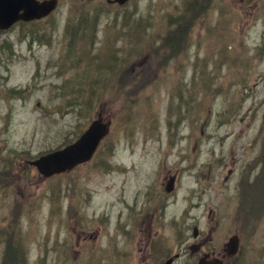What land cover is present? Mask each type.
Segmentation results:
<instances>
[{"label":"rangeland","instance_id":"374dc122","mask_svg":"<svg viewBox=\"0 0 264 264\" xmlns=\"http://www.w3.org/2000/svg\"><path fill=\"white\" fill-rule=\"evenodd\" d=\"M189 1L60 0L0 28V264H139L208 208L210 246L264 262V0ZM96 119L90 161L34 164Z\"/></svg>","mask_w":264,"mask_h":264},{"label":"flooded vegetation","instance_id":"af4514ba","mask_svg":"<svg viewBox=\"0 0 264 264\" xmlns=\"http://www.w3.org/2000/svg\"><path fill=\"white\" fill-rule=\"evenodd\" d=\"M229 157V156H228ZM229 164H238L239 162L232 156L229 157ZM229 177L233 175V171L229 168ZM240 174V169L237 170V174ZM240 189V182L237 184V196L233 195L232 189H225L224 196L219 198L220 201L227 200H237L236 204L241 205L240 198L238 197V191ZM209 190V188H208ZM209 198L207 199V202ZM243 203V201H242ZM191 218L190 225H192L191 232H184L186 224L180 226L175 234V247L174 251L171 253L164 251L157 253V243L154 244L153 239H151V233H147L146 248L144 256L137 262L139 264H165L166 261H171L170 264H240L241 259L244 257L245 253V243L241 242L237 237L233 238L230 244L223 247V244L219 246H210L213 243V237L210 236L209 228H216L219 226V222H214L212 218L209 217V208L205 215V225L203 228L197 226ZM236 216L232 218H227L225 225L236 224ZM240 220H238L239 222ZM196 224V225H194ZM209 226V228H208ZM182 227V228H181ZM206 229V232L203 230ZM190 230V229H189ZM185 233V235H183ZM235 237V236H234ZM238 239V240H237ZM147 250V252H146ZM243 260V259H242ZM257 264H264L260 262Z\"/></svg>","mask_w":264,"mask_h":264},{"label":"water","instance_id":"95a60500","mask_svg":"<svg viewBox=\"0 0 264 264\" xmlns=\"http://www.w3.org/2000/svg\"><path fill=\"white\" fill-rule=\"evenodd\" d=\"M120 3L126 0H116ZM58 0H0V28H9L16 21L41 18L49 14ZM109 124L97 119L82 136L63 150L44 155L34 162L45 174L63 172L89 160L106 135Z\"/></svg>","mask_w":264,"mask_h":264},{"label":"bare ground","instance_id":"6f19581e","mask_svg":"<svg viewBox=\"0 0 264 264\" xmlns=\"http://www.w3.org/2000/svg\"><path fill=\"white\" fill-rule=\"evenodd\" d=\"M181 19V18H180ZM179 19V20H180ZM178 20V21H179ZM98 22V18H96V20H95V23L97 24V22ZM86 23H88V22H86ZM85 23V21L82 23V29H85V27H86V24ZM177 22H174V25L176 24ZM89 28L91 27V26H88ZM182 34V28L179 30V28L177 27V26H175V27H171V29H170V34H169V40L170 39H172V35H174V36H176V35H181ZM91 35H92V37H93V33H91ZM75 56V55H74ZM76 57V56H75Z\"/></svg>","mask_w":264,"mask_h":264},{"label":"trees","instance_id":"16d2710c","mask_svg":"<svg viewBox=\"0 0 264 264\" xmlns=\"http://www.w3.org/2000/svg\"><path fill=\"white\" fill-rule=\"evenodd\" d=\"M198 1H202V0H190L189 2H193L194 4H190V6L188 8L192 9V6L191 5H194L195 6L198 3ZM211 1L212 0H209V4L211 3ZM181 19H184V22L183 23H185L186 15L183 16V17H181Z\"/></svg>","mask_w":264,"mask_h":264}]
</instances>
